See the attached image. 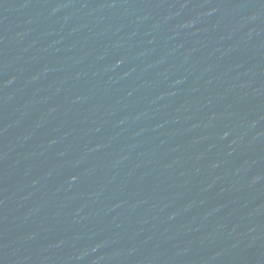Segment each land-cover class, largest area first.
Returning a JSON list of instances; mask_svg holds the SVG:
<instances>
[{
  "label": "water",
  "instance_id": "obj_1",
  "mask_svg": "<svg viewBox=\"0 0 264 264\" xmlns=\"http://www.w3.org/2000/svg\"><path fill=\"white\" fill-rule=\"evenodd\" d=\"M0 176L96 264H264V0H0Z\"/></svg>",
  "mask_w": 264,
  "mask_h": 264
}]
</instances>
